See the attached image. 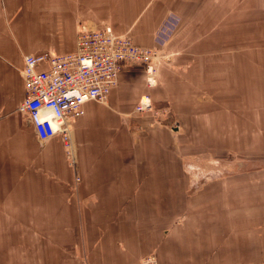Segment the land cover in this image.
Listing matches in <instances>:
<instances>
[{
    "label": "crops",
    "instance_id": "0c3cea01",
    "mask_svg": "<svg viewBox=\"0 0 264 264\" xmlns=\"http://www.w3.org/2000/svg\"><path fill=\"white\" fill-rule=\"evenodd\" d=\"M59 2L0 0V264H138L150 253L159 264H264V153L259 166L240 159L220 170L219 151H203V122L175 117L196 105L173 91L184 77L170 66L171 38L155 41L168 17L154 18L158 1L119 3L136 17L125 21L133 40L161 54L156 84L124 65L108 102L85 104L72 123L74 167L60 137L39 141L18 111L24 56L74 50L80 22L112 25ZM172 13L175 33L184 14ZM143 96L150 111L137 110Z\"/></svg>",
    "mask_w": 264,
    "mask_h": 264
},
{
    "label": "rangeland",
    "instance_id": "374dc122",
    "mask_svg": "<svg viewBox=\"0 0 264 264\" xmlns=\"http://www.w3.org/2000/svg\"><path fill=\"white\" fill-rule=\"evenodd\" d=\"M60 1L61 8L76 9L77 19L105 20L115 30L117 26L119 34L134 35L133 31H127L131 23L125 25V21L132 18L134 22L136 17L127 15V9L119 8V3L125 0ZM156 2L154 18L159 23L172 12L184 14L181 26L169 41L168 54L174 55L170 56L169 63L178 78L184 77L174 81L173 91H188L189 104L196 106L176 112L175 117H196L203 122L207 141L203 151H219L220 157L217 163L210 160L206 163H213L220 170H223L222 164L234 165L240 159L249 161L250 167L259 166L260 154L264 153V0ZM57 33L58 30L49 35L55 37ZM50 50L60 53L54 48ZM16 82V90L22 91V77ZM21 129L22 135L30 134L26 126ZM226 154L234 157L227 158ZM208 155L210 158L211 153Z\"/></svg>",
    "mask_w": 264,
    "mask_h": 264
},
{
    "label": "built area",
    "instance_id": "2783aa9c",
    "mask_svg": "<svg viewBox=\"0 0 264 264\" xmlns=\"http://www.w3.org/2000/svg\"><path fill=\"white\" fill-rule=\"evenodd\" d=\"M179 22L180 17L171 14L157 31L155 41L166 45ZM159 64V50L155 47L137 44L131 35L116 33L110 24L91 26L80 22L74 50L24 56L21 73L25 94L18 111L33 127L41 143L60 137L67 159L74 167L76 148L72 123L85 115V104L108 102L124 65L143 66L147 85H155ZM145 99L149 102L145 103ZM151 108L150 99L143 96L137 110ZM138 264H159V259L156 253H150Z\"/></svg>",
    "mask_w": 264,
    "mask_h": 264
},
{
    "label": "bare ground",
    "instance_id": "6f19581e",
    "mask_svg": "<svg viewBox=\"0 0 264 264\" xmlns=\"http://www.w3.org/2000/svg\"><path fill=\"white\" fill-rule=\"evenodd\" d=\"M153 81H154V79L151 78V82H152V83H153ZM144 101H145V103H148V102H149L148 99H145Z\"/></svg>",
    "mask_w": 264,
    "mask_h": 264
}]
</instances>
